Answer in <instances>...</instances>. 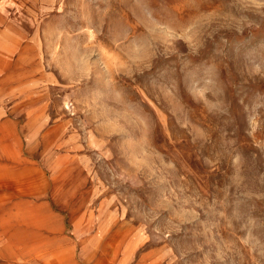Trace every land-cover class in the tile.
Returning a JSON list of instances; mask_svg holds the SVG:
<instances>
[{
  "label": "rangeland",
  "instance_id": "rangeland-1",
  "mask_svg": "<svg viewBox=\"0 0 264 264\" xmlns=\"http://www.w3.org/2000/svg\"><path fill=\"white\" fill-rule=\"evenodd\" d=\"M0 114V264H264V0H0Z\"/></svg>",
  "mask_w": 264,
  "mask_h": 264
},
{
  "label": "crops",
  "instance_id": "crops-1",
  "mask_svg": "<svg viewBox=\"0 0 264 264\" xmlns=\"http://www.w3.org/2000/svg\"><path fill=\"white\" fill-rule=\"evenodd\" d=\"M2 115L0 114V121L2 122ZM6 129V126H5ZM6 133L3 132V130L1 131L0 134V184H4L3 182H7V179H4L3 177L5 175H8L10 173H8L9 169H13V170H21V163L17 162L16 159V155L14 152L9 150V145H10V134L5 130ZM12 161V162H10ZM17 165V166H16ZM13 175V174H10ZM17 185L18 183L15 182ZM24 194V193H23ZM22 195L19 194L18 192V196Z\"/></svg>",
  "mask_w": 264,
  "mask_h": 264
},
{
  "label": "bare ground",
  "instance_id": "bare-ground-1",
  "mask_svg": "<svg viewBox=\"0 0 264 264\" xmlns=\"http://www.w3.org/2000/svg\"><path fill=\"white\" fill-rule=\"evenodd\" d=\"M23 186V185H22ZM12 189H15V188H12Z\"/></svg>",
  "mask_w": 264,
  "mask_h": 264
}]
</instances>
